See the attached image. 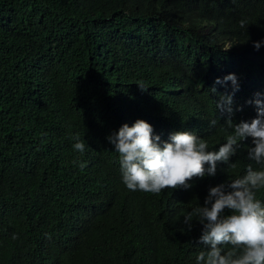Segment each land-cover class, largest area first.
<instances>
[{"label": "trees", "instance_id": "trees-1", "mask_svg": "<svg viewBox=\"0 0 264 264\" xmlns=\"http://www.w3.org/2000/svg\"><path fill=\"white\" fill-rule=\"evenodd\" d=\"M230 74L239 91L216 83ZM256 93L264 0H0V264H196L203 226L189 231L184 216L258 168L252 138L235 169L218 162L215 176L159 194L127 189L107 138L127 117L162 143L190 131L219 151L215 136L232 129L216 103L232 95L233 123L251 122Z\"/></svg>", "mask_w": 264, "mask_h": 264}, {"label": "clouds", "instance_id": "clouds-1", "mask_svg": "<svg viewBox=\"0 0 264 264\" xmlns=\"http://www.w3.org/2000/svg\"><path fill=\"white\" fill-rule=\"evenodd\" d=\"M241 24L243 26V21ZM253 46L259 50L261 43L255 42ZM229 81L234 92L239 91L235 74L226 76L223 82L217 79L216 83L227 84ZM139 87L142 91L148 90L143 85ZM255 96L254 101H249L257 108V117L251 122L233 123L232 95L221 96L216 103V109L228 113L226 124L232 129V134L215 136L222 138L219 151H209L206 139L190 131L174 132L169 137L170 142L162 143L159 135L153 136L154 128L148 122L137 120L131 126L127 117L116 119L119 131L107 138L119 153L122 182L127 189L154 194L164 189L187 190L192 187L189 181L193 178L215 176L218 162L227 164L228 170L235 169L238 162L231 163V157L236 155L242 141L252 138L255 147L249 149V159L258 168L249 164L245 175L230 179L227 185L211 188L205 206H197L184 216L189 231L194 220L203 226L199 243L208 250L199 252L196 264H264V204L257 199V191L264 188V100L260 93ZM217 123L212 119L210 128ZM75 139L73 149L83 153L85 143L79 136ZM205 165L209 167L205 168ZM79 167L83 170L86 165L80 163ZM226 209L230 215H225ZM171 211L172 224H179L177 213L174 209ZM229 247L231 250L225 252Z\"/></svg>", "mask_w": 264, "mask_h": 264}]
</instances>
